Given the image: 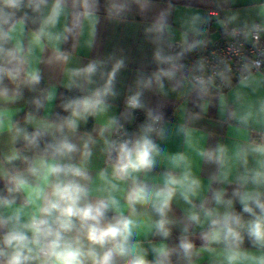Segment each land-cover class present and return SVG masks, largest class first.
Returning a JSON list of instances; mask_svg holds the SVG:
<instances>
[{
    "label": "clouds",
    "instance_id": "clouds-1",
    "mask_svg": "<svg viewBox=\"0 0 264 264\" xmlns=\"http://www.w3.org/2000/svg\"><path fill=\"white\" fill-rule=\"evenodd\" d=\"M199 3L0 0V264H264V0Z\"/></svg>",
    "mask_w": 264,
    "mask_h": 264
},
{
    "label": "crops",
    "instance_id": "crops-1",
    "mask_svg": "<svg viewBox=\"0 0 264 264\" xmlns=\"http://www.w3.org/2000/svg\"><path fill=\"white\" fill-rule=\"evenodd\" d=\"M178 5L179 11L177 16L183 13L185 5L191 3L195 7H201L199 0H173ZM137 23H129L127 25L113 26L101 24L98 34V51L101 53L111 52L113 49L122 48L129 58L128 70L123 73V83L126 85L133 78L135 69L145 62L147 56V50L143 45L140 27L138 24L139 18L137 17ZM80 57H86L89 55V50L86 47L81 46L78 49ZM174 118V117H170ZM218 117L214 112H210L205 117L203 126L209 131L216 132L223 135V130L219 128L217 123ZM178 144L173 142L169 145L170 148H176Z\"/></svg>",
    "mask_w": 264,
    "mask_h": 264
}]
</instances>
